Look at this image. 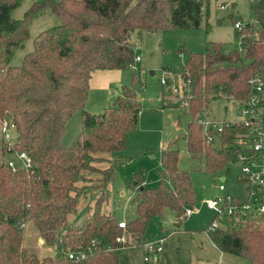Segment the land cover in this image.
Here are the masks:
<instances>
[{
	"label": "trees",
	"instance_id": "obj_1",
	"mask_svg": "<svg viewBox=\"0 0 264 264\" xmlns=\"http://www.w3.org/2000/svg\"><path fill=\"white\" fill-rule=\"evenodd\" d=\"M19 2L0 0V138L6 121L16 135L10 146L0 139V147L24 153L30 165L18 168L13 163L12 169V162L0 164V264H119L115 251L126 245L116 243L118 237L130 234L139 247L147 241L150 223L165 209L172 210L178 222L185 219V211L196 204V190L189 174L178 167V151L168 146L160 151L157 187L143 185V170L131 175L136 216L126 222L125 230L115 215L101 211V195L80 228L62 232L85 184L93 182L92 174L99 173L104 182L113 178L115 166L123 161L114 156L126 150L141 111L132 85L122 87L121 96L101 113L87 112L90 77L99 70L132 68L135 33L202 28L209 0H42L18 20L12 13ZM248 2L252 22L236 33L239 47L226 51L223 44L210 42L204 54L189 53L182 66L180 100L162 106L180 108L189 117L183 136L187 152L201 158L204 171L212 176L251 155L243 121L222 123L214 142L206 144L197 120L213 101H247L249 81L264 75V0ZM43 9L57 15L61 24L38 34L21 65L10 66L15 51L28 39L33 16ZM77 111L81 131L65 148L61 138ZM104 161L109 165L100 169ZM234 204L240 208L235 215H215L208 228L214 221L219 228L207 231L209 239L223 254L264 264V211L244 208L246 202L238 198ZM29 222L42 242L56 245L55 258H39L24 248ZM68 253L77 259H69ZM143 264L165 263L161 258Z\"/></svg>",
	"mask_w": 264,
	"mask_h": 264
},
{
	"label": "rangeland",
	"instance_id": "obj_2",
	"mask_svg": "<svg viewBox=\"0 0 264 264\" xmlns=\"http://www.w3.org/2000/svg\"><path fill=\"white\" fill-rule=\"evenodd\" d=\"M40 1L42 0H20L12 18L22 19L32 4ZM221 6L224 9H221ZM205 21L208 23L207 29ZM236 22L242 27L252 22L248 0H209L207 20H204L203 27L197 30H166L157 33L143 31L139 35L135 33L132 43L140 61L135 63V68L121 71V88H115L116 94L112 96L111 103L117 96H121L122 87L133 85L141 99L137 128L131 134L126 150L114 156L122 157L123 161L115 166L113 178L104 182L102 175L92 174L93 182L85 184L84 193L77 199V208L68 216L67 226L62 232L68 228H80L101 195L105 197L101 205L102 212L112 213L116 220L123 219L125 221L121 222L125 223L134 219V195L131 194L128 183L131 175L143 170L145 185L157 187L160 179V151L163 147L171 146L179 153V169L189 174L195 187L197 201L190 207L194 208L195 212L185 219L182 217L178 222L174 212L165 209L161 216L150 223L146 239L163 240L162 260L165 264H247L244 258L221 254L211 243L206 230L215 213L206 207L205 200L219 196L221 193L218 188L221 185L225 187L228 196L250 203L255 198L262 199L263 192L258 191L256 195L250 196L247 184L238 177L241 163L230 164L228 172L224 170L214 176L207 174L201 158L187 157L189 153L183 136L190 121L189 117L180 108L162 109L164 104H174L181 98L182 66L189 53L204 54L210 42L223 44L226 51L239 47L236 38L238 30L234 28ZM60 24V18L49 9L35 14L29 25L28 39L15 51L10 66L21 65L23 57L32 52L33 41L38 34ZM133 74L136 75L138 83L133 80ZM261 77L263 88L259 101L264 102V75ZM163 78L166 85L160 83ZM260 106L264 104L260 103ZM259 113L264 115V107ZM241 119L240 105L234 100L226 99L211 102L197 117V120L203 123H216L218 128L222 123ZM8 134L12 144L16 135L11 127L8 128ZM0 139L6 141L3 133ZM9 162L18 168L23 167L18 153L3 152L0 147V164L8 165ZM108 165L109 162L104 161L99 168L104 169ZM24 248L39 258H55L58 254L55 244L41 242L32 222L26 224L24 229ZM115 253L119 264H143L144 253L141 246L126 245Z\"/></svg>",
	"mask_w": 264,
	"mask_h": 264
},
{
	"label": "built area",
	"instance_id": "obj_3",
	"mask_svg": "<svg viewBox=\"0 0 264 264\" xmlns=\"http://www.w3.org/2000/svg\"><path fill=\"white\" fill-rule=\"evenodd\" d=\"M221 9H224L223 6L220 7ZM234 28L238 31H241L242 26L239 22H236L234 24ZM140 61V58L138 56L135 57L134 64L132 68H135V63H138ZM160 83L162 85H166V80L163 78L161 79ZM250 95L247 101L239 104L240 105V114L242 116V119L240 121H243L245 123V126L248 127V136L249 141L248 145L251 149V155L247 157H240L241 163V170L239 173V178H241L242 181H244L247 186L250 193V196L256 195L258 191H262L264 193V115L259 113L260 110V101H259V95L262 92L263 88V81L262 77L259 75L254 76L250 81ZM174 91H177L176 88H173ZM202 126V133L205 139L206 144H211L215 140L216 133L219 132L222 128H218L216 126V123H213L211 121L209 122H201L198 121ZM212 124V126H210ZM11 127L6 122H3L1 124V132L5 135V139L10 143V135L8 134V128ZM10 146V144H9ZM19 160L22 162L24 167H28L30 165V159L24 154L20 153L18 154ZM9 167L14 169L13 163H9ZM219 191L222 193L221 196H218L213 199H207L205 200L206 207L215 213L216 216L226 215V216H233L235 215L239 210V206L234 204V199L229 195L225 193L226 189L224 186H219ZM264 198V195H263ZM263 198L260 200H257L256 198L253 199V202L249 201H243L246 202L244 205V208L249 207H258L261 212L264 211V204H263ZM242 208V209H244ZM195 212L194 208H189L185 211L184 216L188 217L192 215ZM125 222H119L118 226L119 228L125 230ZM217 228H219V223L217 221H214L209 228H207V231H214ZM131 241V243H130ZM116 243L123 244V245H133L134 241L130 234H124L121 237H118L116 239ZM135 245V244H134ZM143 248V262L144 263H151V262H157L162 258L163 254V240L162 239H152L147 240L143 244L140 245ZM69 259H77V256L73 253H68Z\"/></svg>",
	"mask_w": 264,
	"mask_h": 264
},
{
	"label": "crops",
	"instance_id": "obj_4",
	"mask_svg": "<svg viewBox=\"0 0 264 264\" xmlns=\"http://www.w3.org/2000/svg\"><path fill=\"white\" fill-rule=\"evenodd\" d=\"M134 37H135V34L132 35V38H131L132 42L134 40ZM121 71H125V70H102V71L99 70V71H95L92 73L90 80H89L88 98H87V101H86V104L84 107L87 112H89L91 114H99L105 108H107L108 106H110L112 104L111 103L112 96L116 94L115 88L116 89L121 88L120 83H119L121 80V75H122ZM163 100L164 99L162 97V102H163ZM140 101H141V99H140ZM109 103H111V104L108 105ZM262 104H264V102H262ZM262 107H264V106H262ZM262 107L260 109H262ZM140 113H141V111H140ZM139 116H140V114H139ZM80 131H81V112L77 111L72 115V117L68 120V122L65 126V132L61 138L62 146L65 148H69L73 144L74 140L76 139V137L78 136ZM132 133L129 134L128 140H129ZM238 177H239V175H238ZM143 185L145 187H147L145 185L144 181H143ZM219 193H221V192H219ZM131 194L133 195L134 193L131 192ZM221 194H219V196ZM216 197H218V196H216ZM216 197H213V198H216ZM233 197H235V196H233ZM213 198H211V199H213ZM117 221L121 222V221H125V220L122 219V220H117ZM206 233H207V230H206ZM221 254H223V253H221Z\"/></svg>",
	"mask_w": 264,
	"mask_h": 264
},
{
	"label": "water",
	"instance_id": "obj_5",
	"mask_svg": "<svg viewBox=\"0 0 264 264\" xmlns=\"http://www.w3.org/2000/svg\"><path fill=\"white\" fill-rule=\"evenodd\" d=\"M137 100H138V101H140V98H139V97H137ZM187 156L189 157V156H190V154H188ZM41 242H42V241H41Z\"/></svg>",
	"mask_w": 264,
	"mask_h": 264
}]
</instances>
